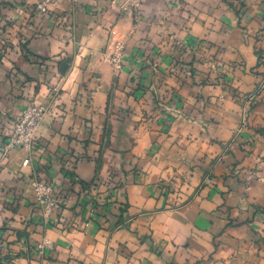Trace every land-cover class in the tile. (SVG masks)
I'll return each mask as SVG.
<instances>
[{
    "label": "crops",
    "instance_id": "0c3cea01",
    "mask_svg": "<svg viewBox=\"0 0 264 264\" xmlns=\"http://www.w3.org/2000/svg\"><path fill=\"white\" fill-rule=\"evenodd\" d=\"M41 1L0 0V264H264V0Z\"/></svg>",
    "mask_w": 264,
    "mask_h": 264
},
{
    "label": "built area",
    "instance_id": "2783aa9c",
    "mask_svg": "<svg viewBox=\"0 0 264 264\" xmlns=\"http://www.w3.org/2000/svg\"><path fill=\"white\" fill-rule=\"evenodd\" d=\"M51 0H45L39 5V8L46 11V7ZM116 57L115 64H119L120 57ZM264 86H260V92L263 91ZM250 100H253L250 99ZM45 115V109L36 105H29L23 111L22 116L18 119L12 129L10 145L13 147H23L32 149L37 141V130ZM30 161L27 159L24 161V165L27 166ZM35 195L37 203L45 210L47 214H50L52 210L58 207L62 199L55 194L53 185L49 184L45 180H34ZM46 248L51 249L52 246L49 242H44L38 245V251L40 254H44ZM12 264V263H9Z\"/></svg>",
    "mask_w": 264,
    "mask_h": 264
},
{
    "label": "rangeland",
    "instance_id": "374dc122",
    "mask_svg": "<svg viewBox=\"0 0 264 264\" xmlns=\"http://www.w3.org/2000/svg\"><path fill=\"white\" fill-rule=\"evenodd\" d=\"M44 1H45V0H42V1H41L40 3H38V5H37V6H38V9H39L42 13H44L45 11L41 10V9L39 8V5L42 4V2H44ZM120 50H122V48H121ZM117 55H118V54H117ZM263 81H264V80H262V82H263ZM262 82L260 83L259 88H260V86H262V85L264 86V83H262ZM261 92H262V91H261ZM252 98H254V97L252 96L251 99H252ZM254 100H256V99H254Z\"/></svg>",
    "mask_w": 264,
    "mask_h": 264
}]
</instances>
